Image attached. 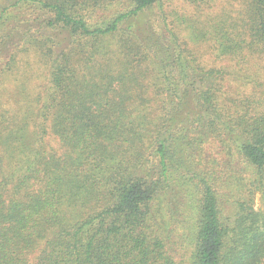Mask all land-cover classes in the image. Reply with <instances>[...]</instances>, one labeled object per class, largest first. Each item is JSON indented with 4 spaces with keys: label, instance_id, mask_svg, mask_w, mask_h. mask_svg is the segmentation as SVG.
<instances>
[{
    "label": "trees",
    "instance_id": "16d2710c",
    "mask_svg": "<svg viewBox=\"0 0 264 264\" xmlns=\"http://www.w3.org/2000/svg\"><path fill=\"white\" fill-rule=\"evenodd\" d=\"M218 1L0 0V264H264V0Z\"/></svg>",
    "mask_w": 264,
    "mask_h": 264
},
{
    "label": "rangeland",
    "instance_id": "374dc122",
    "mask_svg": "<svg viewBox=\"0 0 264 264\" xmlns=\"http://www.w3.org/2000/svg\"><path fill=\"white\" fill-rule=\"evenodd\" d=\"M173 3L174 7H172V9H176L180 13H185L186 6H188L186 3H184L183 1H180V3L178 1H174ZM232 5L233 7H231L230 10L233 12L232 15L236 17L239 15L238 11L240 9V4L238 2H233ZM191 8L193 9V7ZM216 10V13L221 12L220 14H222L226 10H229L228 0L218 1L217 6L215 7L212 14L220 15L214 13ZM191 14H193V12ZM183 35L186 37H190L195 42L196 45L194 43H191V47L201 54L202 60L208 66L226 64L225 62L220 63V61H217L215 59L209 43H203L201 40H197L196 38L193 39L190 36L189 30H184ZM37 58V51H30L29 53L23 54L20 57L21 71L16 77L6 79V92L4 94V97L10 100L13 99V97H15L16 95H19V93H22V91L28 94L29 97H31V95L34 97L39 91L43 89V87L47 83V74L45 68L40 64ZM46 141L49 149H58L60 147L58 139L51 134ZM261 206V196L260 194H257L256 208L259 209Z\"/></svg>",
    "mask_w": 264,
    "mask_h": 264
}]
</instances>
